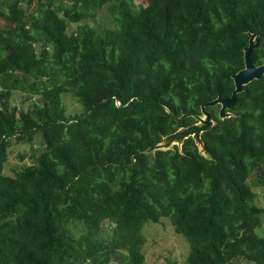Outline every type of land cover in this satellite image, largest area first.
Segmentation results:
<instances>
[{
  "label": "trees",
  "instance_id": "obj_1",
  "mask_svg": "<svg viewBox=\"0 0 264 264\" xmlns=\"http://www.w3.org/2000/svg\"><path fill=\"white\" fill-rule=\"evenodd\" d=\"M143 1L0 0V264H145L163 218L180 264H264V76L232 116L207 107L205 155L192 137L147 152L232 95L248 32L264 62V0ZM14 142L32 162L4 173Z\"/></svg>",
  "mask_w": 264,
  "mask_h": 264
},
{
  "label": "rangeland",
  "instance_id": "obj_2",
  "mask_svg": "<svg viewBox=\"0 0 264 264\" xmlns=\"http://www.w3.org/2000/svg\"><path fill=\"white\" fill-rule=\"evenodd\" d=\"M137 5L146 3L143 0H135ZM99 18L101 21L107 24L106 17L111 15V12H108L107 7L105 6L100 10ZM5 24V20L0 18V26ZM26 93L24 92H15L12 98L14 104L22 103V100H25ZM29 101L27 100L24 104V107L27 108ZM80 106V105H79ZM79 106L69 102L70 110L73 112H80L81 108ZM81 107V106H80ZM35 145V144H34ZM31 152H34L28 144L22 143H12L9 147L8 160L6 163V168L4 167V173H12V170L21 168L24 165L30 164L32 160L28 157H25L24 160L21 159L22 155H29ZM257 193L256 204L264 208V186L258 188H253ZM258 234L264 237V215H263V225L258 228ZM144 234L146 236L147 242L144 245V253L146 256L145 264H154V262L159 261V259L166 257L165 262L174 261L180 264L186 255L188 250V243L186 239L174 231L172 223L169 218H163L157 224L148 223L145 226ZM187 249V250H186ZM231 264H250L245 260H235Z\"/></svg>",
  "mask_w": 264,
  "mask_h": 264
},
{
  "label": "water",
  "instance_id": "obj_3",
  "mask_svg": "<svg viewBox=\"0 0 264 264\" xmlns=\"http://www.w3.org/2000/svg\"><path fill=\"white\" fill-rule=\"evenodd\" d=\"M249 41L248 45L244 47V64L245 66L233 75L235 89L230 97L218 96L217 98L210 100L201 106L202 114L195 115L197 122L187 126L181 127L177 131L164 136L158 144L150 147L147 152H154L159 149H171L174 145H177L180 149L185 139L192 137L199 147L200 154L205 155L206 148L202 139V134L213 128L215 120L213 119L212 112L207 110L208 106L220 105L219 116L224 119L232 116V113L228 110L232 109L237 101V95L244 91L245 85L249 84L255 79H260L264 76V63L256 65L253 62L252 52L254 48L258 46L259 37L251 32H248ZM166 111L173 116L176 120H180L186 117L188 114H183L180 117H175L169 108Z\"/></svg>",
  "mask_w": 264,
  "mask_h": 264
},
{
  "label": "flooded vegetation",
  "instance_id": "obj_4",
  "mask_svg": "<svg viewBox=\"0 0 264 264\" xmlns=\"http://www.w3.org/2000/svg\"><path fill=\"white\" fill-rule=\"evenodd\" d=\"M259 44V43H258ZM254 62V61H253ZM264 63V62H263Z\"/></svg>",
  "mask_w": 264,
  "mask_h": 264
}]
</instances>
